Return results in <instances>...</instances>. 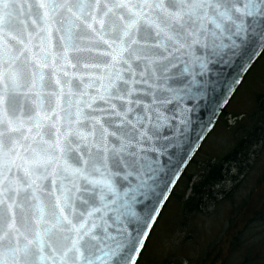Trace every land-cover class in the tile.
Here are the masks:
<instances>
[{"label":"snow or ice","instance_id":"1","mask_svg":"<svg viewBox=\"0 0 264 264\" xmlns=\"http://www.w3.org/2000/svg\"><path fill=\"white\" fill-rule=\"evenodd\" d=\"M260 53L264 0H0V264H137Z\"/></svg>","mask_w":264,"mask_h":264},{"label":"trees","instance_id":"2","mask_svg":"<svg viewBox=\"0 0 264 264\" xmlns=\"http://www.w3.org/2000/svg\"><path fill=\"white\" fill-rule=\"evenodd\" d=\"M239 98V108L230 112L227 107L207 138L220 129L233 146L222 154L209 153L190 173L202 146L138 264H144L152 246L163 253L154 264H264V53L229 105Z\"/></svg>","mask_w":264,"mask_h":264},{"label":"water","instance_id":"3","mask_svg":"<svg viewBox=\"0 0 264 264\" xmlns=\"http://www.w3.org/2000/svg\"><path fill=\"white\" fill-rule=\"evenodd\" d=\"M262 54L263 53H260L259 55H257L255 57V59L253 60V63L251 64V67L243 75L242 80L240 81L238 86L235 88V91H234L233 94H230L226 99H224V90L223 89L218 90L216 93L213 94V97L209 101V103L205 107H203L202 110L199 112V117H200V119L202 121H207L208 119H212V123H211V125H209V130H208V132L206 134V137H201L200 140H197V135H198L197 130L193 131L191 139H192L193 142H196L198 144V148H197V150L194 151V155L192 156L190 161H186L185 164L182 166V171L179 174L178 182L173 181V184L168 188V191L165 193V196L167 197L166 200H162L161 203H160V206L157 208V216L154 218L153 224L150 225V227L148 229V234L145 237L143 249L139 253L137 264L139 262L141 254L143 253V251L145 249V246H146L147 242L149 241V238H150V236H151V234L153 232V229H154L155 225L157 224V222H158V220H159V218H160V216H161V214H162L167 202L169 201V199L171 197V194L175 190V188L178 185L179 181L181 180L182 176L184 175V173L186 172L187 168L189 167V165L192 163V161L194 160V158L196 157V155L198 154V152L202 148L203 144L205 143V141L207 140L209 135L214 131L215 127L218 124V121H219L221 115L226 110V108L230 104L231 100L233 99L234 95L236 94L237 90L243 84V82L245 80V77L247 76L249 71L252 69V67L255 65V63L259 60V58L262 56ZM239 70H240V62L238 61L235 66L226 69L228 78H231L232 76L236 75L239 72ZM221 101H223L222 104H221V107L216 112V115L213 117V110L215 108V104L218 103V102H221Z\"/></svg>","mask_w":264,"mask_h":264},{"label":"rangeland","instance_id":"4","mask_svg":"<svg viewBox=\"0 0 264 264\" xmlns=\"http://www.w3.org/2000/svg\"><path fill=\"white\" fill-rule=\"evenodd\" d=\"M241 101L242 100L240 98L237 99V101L235 100L233 103H231V105L228 106V110L230 112L232 111L235 112L239 108ZM219 130L220 129H217L214 135L210 137L209 140L208 139L206 140L207 141L205 142L206 145H203L204 151H202L199 157H197V163L190 169L189 171L190 173L196 172L199 169V166L203 164V161L210 157L209 153L222 154L225 153L229 147L231 148L233 146L232 142L228 137H226L223 133L220 134L218 133ZM221 215H222V210L218 212V214L216 215L215 221L217 217H220ZM216 224L219 225V223ZM160 251H161L160 247L152 246L151 248H149L144 258L145 259L144 264L156 263L158 259H160L163 255V253H161Z\"/></svg>","mask_w":264,"mask_h":264}]
</instances>
